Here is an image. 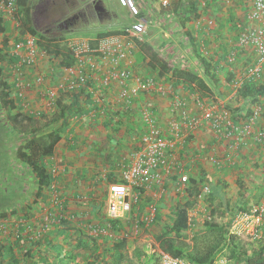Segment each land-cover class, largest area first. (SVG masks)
I'll return each mask as SVG.
<instances>
[{
	"label": "crops",
	"instance_id": "crops-1",
	"mask_svg": "<svg viewBox=\"0 0 264 264\" xmlns=\"http://www.w3.org/2000/svg\"><path fill=\"white\" fill-rule=\"evenodd\" d=\"M28 1L30 20L39 35L59 41L58 38L65 36L71 30L70 19L72 16L69 10V8L73 9L71 0ZM140 1L135 0L139 5ZM183 1L185 5L187 2V5L190 6L197 4L194 10L199 14L196 18H193L192 15L188 16L191 20L188 19L185 22L183 32L189 28L194 30L193 35L204 47H202L204 54L215 59L217 64L216 70L212 71L215 73L217 81L213 82L214 86L207 83L213 94L211 95L212 99L194 96L191 90L195 87H189L188 84L173 86L167 83L166 78H170L169 76L162 77L158 70H151L148 60L143 63L137 59L139 52H136L134 46L133 65L125 67L135 74L156 78L165 86L168 93L143 95L128 110L120 104L118 108L117 98L120 88L116 84L108 89L103 96H100L97 91L83 88L73 93H61L58 101L51 104L44 94V89H56L63 74L61 71L63 56L55 54L53 61L42 62L37 69L25 66L16 68L19 60L12 56L14 44L30 34L22 28L18 21H13L0 10V16L3 17L6 28L5 33L0 34V80L7 83L9 99L12 100V104L2 110L4 115L5 112H8L10 115L21 113L31 116L33 121L28 124L27 129H38L45 134L51 131L55 125L58 126V123H65L64 119L57 122L61 116L59 101L64 106L70 107L67 110L71 111L66 117L69 127L61 131L62 137L56 145L53 157L45 162L54 182L44 189L41 197L35 203L34 194L36 192H33L34 196L24 206V213L28 211L32 213L36 209L35 205L42 204L43 207V204L51 198L50 193L55 189V192L59 190L60 195L67 198L70 215L75 221L72 224L74 226L78 223L81 225V229L77 228L76 232L85 230L91 235V224L107 225V223L102 224V221L107 219L106 203L109 186L122 182L123 168L129 165L127 163L131 161L134 151L139 149L142 135L145 132L141 120V109L144 106L150 107L159 121L167 122L172 116V94H177L187 100L188 110L193 115L198 114L196 100L204 101L208 105L219 104L222 106L221 108L231 112L233 120L239 119L237 124L247 121L255 111L261 109L262 114L257 119L256 130H264V95L255 102L246 103L239 96V92L232 87V83L238 79L242 80L246 76L247 69L258 60L257 53L252 47L238 46L239 32L248 25L247 9L249 5L245 6V0L232 3L221 0H204L207 2L205 6L202 5L203 0ZM208 3H210V7L207 8ZM56 5L59 7L55 8ZM60 8H64V12H56ZM51 12H53V16ZM144 20H147V23L149 21L147 17ZM210 22H213L212 26L209 24ZM165 27L170 55L177 48L184 54L180 45H184L186 50L192 53L190 43L185 41L187 36L183 35V43L179 42V45L174 35L176 32L172 31L173 26L166 24ZM111 36L124 37L127 40L125 35ZM103 38L71 36L69 39L67 38L68 49L70 50L69 42L71 40H87L91 45H95L98 40ZM231 56L234 58L232 63L229 61ZM189 60L191 64H193L192 60L197 62L194 56ZM197 70L202 75L200 67ZM51 71H54V74ZM40 72L47 74L44 86L34 84V80ZM255 81L264 85V73ZM127 111L128 113H126ZM45 124L48 125L43 128ZM115 128H117L116 132ZM139 129L140 134H138ZM234 143L235 140H228L222 133L211 128H202L190 136L184 146L175 153L170 173L174 176L179 170V177L186 176L188 178V182L182 185L180 193L182 197L196 198V196L189 197L188 194V190H193L195 187L201 191L198 197H202L203 189L209 187L212 192H215L213 197L224 206L240 204L248 208L264 204V142H259L253 135L246 138L237 150L230 149ZM213 156L218 159L219 164H214L211 161ZM112 179L118 182H111ZM172 180L173 178H168L170 185L175 186L177 182L173 180L174 184ZM192 180L195 181L194 185ZM163 195L162 190L146 186L136 188L134 193V196H138L136 203L148 202V199L156 200ZM131 199L135 200L133 197ZM100 203H103V207L101 212H98V207L102 205ZM190 213L189 231L193 230V226H196L195 222H197V228L200 227L203 219L210 216V209L200 201L199 208L193 209ZM132 219L139 221V214H129L122 218L120 230H114L118 234L116 241L121 242L122 246L125 242L130 243L129 241L137 235L133 232L135 221H130ZM70 220L72 221V218ZM136 226L138 225L136 224ZM262 233L264 240V228ZM72 234L74 235V233ZM74 237L77 239L78 236L74 235ZM60 239V244H63L64 238ZM109 240L114 241L111 238ZM113 243L109 242L110 246L108 247H113ZM149 245H147V251ZM158 248L160 247L158 246ZM145 253L147 252L145 251Z\"/></svg>",
	"mask_w": 264,
	"mask_h": 264
},
{
	"label": "built area",
	"instance_id": "built-area-1",
	"mask_svg": "<svg viewBox=\"0 0 264 264\" xmlns=\"http://www.w3.org/2000/svg\"><path fill=\"white\" fill-rule=\"evenodd\" d=\"M133 2L134 0H127ZM161 8H170L172 0H157ZM232 3L238 0H221ZM206 5V1H202ZM247 21L248 25L238 35V46L252 47L258 56L257 62L249 67L246 76L242 80H235L232 87L238 91L245 80H255L264 73V0H248ZM0 10L13 21H17L18 8L16 0H0ZM145 20H140L136 31L143 32L146 25ZM211 26L213 22L209 23ZM124 37L111 36L100 39L95 45L89 41L69 42L70 52L74 61L71 67H62V77L56 89L45 88V96L51 104L58 101L61 93H73L83 88L97 91L100 96L106 94L115 84L119 86L117 105L130 109L135 101L143 95L167 94L165 86L156 78L135 74L125 66L133 65L134 41L127 35ZM12 56L19 60L18 66L37 69L42 62L53 61L54 56L47 54L39 46V41L33 35H27L14 44ZM230 63L234 61L231 56ZM53 70V69H52ZM54 74V71H51ZM47 74L38 73L34 84L44 86ZM29 86H31L29 84ZM171 114L166 122H161L149 107H142L141 120L145 132L141 138L140 149L132 155L129 165L124 166L122 182L113 183L109 186L107 195V220L119 221L131 214L133 205L138 201L134 196L135 189L146 186L162 189L165 178L170 175L175 153L183 147L187 140L196 131L202 128H211L222 133L226 139L235 140L230 149L237 150L246 138L256 136L259 142H264V130H256L257 119L260 118L262 110L255 111L245 122L237 124L230 111L221 108L219 104L208 105L206 102L196 100L198 114L193 115L188 110V101L177 94H172ZM154 114V115H153ZM214 164L220 162L212 157ZM182 185L188 182V178H181ZM210 192L207 187L203 189ZM135 198V200L131 199ZM64 218V216H60ZM145 220L152 221V215ZM207 221L211 220L208 216ZM57 222V216H49L47 226ZM135 233L138 234V226ZM264 228V204L251 206L239 210L232 219L230 231L239 237L245 236L250 242L262 239ZM117 232L111 224H91V235L105 236L107 238H118ZM150 254H154L160 264H193L182 258H175L158 247L148 246ZM214 264H230L226 255H222Z\"/></svg>",
	"mask_w": 264,
	"mask_h": 264
},
{
	"label": "trees",
	"instance_id": "trees-1",
	"mask_svg": "<svg viewBox=\"0 0 264 264\" xmlns=\"http://www.w3.org/2000/svg\"><path fill=\"white\" fill-rule=\"evenodd\" d=\"M245 1L246 6L248 0ZM16 4L18 8L17 21L28 34L37 38L40 48L54 57L55 54L56 56H63L64 59L61 62L63 66H73L74 61L69 49L67 52L60 50V46L57 44L58 41L45 38L35 31L30 20L29 1L16 0ZM187 4L185 5L183 0H177L174 7L175 10H173V25H175V27L179 26L180 29H183L185 22L189 19V15H192L193 18L199 16L194 10L197 4H192L191 6ZM208 7H210V3H208L207 8ZM166 16L168 17V13ZM244 28L240 30L239 34ZM5 31L4 19L0 16V34L5 33ZM193 32L194 30L191 28L186 29L184 36H187L186 41L190 43L191 50L194 52L193 56L197 59L202 75L205 77L200 75L199 71L195 70L190 63L185 64L182 61H178V57L183 56V53L178 48L173 54L171 53L170 55L168 53L170 57L167 58L155 50H152L148 44H141V52L138 54V60L142 62L148 60V65L151 70H158L159 75L162 77L169 76L170 78H166V82L170 85L178 86L188 84L189 87H195L191 92L195 90L206 96L212 95V91L207 83L208 81H217L215 73H212V71L216 70L217 64L215 63V59L209 58L204 54V51L202 50L203 46L198 43V39L193 35ZM111 35L127 36L129 34H124L119 31L106 32L99 34L98 39ZM238 92L239 96L244 99L246 103L255 102L258 98L264 95V85L263 83H257L255 80H245ZM11 104L12 100L9 99V88L7 87V83L0 80V149H2V154L0 152V160L1 163L5 165L11 162L12 167L15 168L17 174H20L21 178L24 179L20 180L21 183L20 186H18L19 189H14L17 193H21L19 196L23 201L21 205L27 202L28 197L34 196L33 192H36L34 196L36 198L34 201L35 203L36 200L41 197L44 189L54 182V178L52 174L48 172L45 162L47 159L53 157L56 145L62 137L61 131H64L69 127L66 117L71 111L67 110L70 109V107L64 106L62 102L59 101L58 104L61 106V116L57 119V122H61L64 119L65 123L61 122L62 125L58 123V126L55 125L56 129H54V126L53 129L51 128V131L43 134L42 131L38 129H27L28 124L33 121V117L31 116L23 115L21 113L18 115H10L8 112H5L4 115L2 110H4V107L10 106ZM126 113H128V111ZM234 120L235 122L239 121V119ZM116 130L117 128L114 129L115 132ZM138 134H140V129ZM16 138H18L17 140L20 142L19 147L13 145ZM138 150H135L134 152ZM13 152H15L14 157L12 155ZM173 179L175 180L176 177L174 176ZM112 181L118 182L114 179H112L111 182ZM23 182L26 185L27 192H25ZM192 184H195L194 180H192ZM9 191L10 190H8L6 194L7 197L3 203L9 205V207L11 206V208H15L20 199L14 198L13 200L10 197ZM22 193L24 196H22ZM188 194L190 195L189 197L198 196L200 190L195 187L193 190L189 189ZM1 202L0 194V203ZM28 207L30 208L29 205ZM188 207L189 204H177L175 219L171 225H164V229L162 230L163 233L158 237L161 250L169 253L175 258H182L193 264H214L222 255H226L229 261L233 264H264V245L251 251V248L242 238L231 233L230 228L232 221L229 225H221L214 220L205 221L204 235L209 237L207 240L208 245L204 251L198 254L189 251L187 249L188 245L186 244V233L190 228ZM239 209L243 210L246 208L239 207ZM5 211L1 212L0 218L8 216V212ZM60 211H62V209ZM13 213L15 214V211L11 212V214ZM234 216L235 214L233 217ZM23 217L29 218L28 213L25 212ZM160 221L161 218L160 215H158L157 223ZM106 223L111 224L114 230H120L122 222H120V220L113 221L103 219L102 224ZM47 225L48 224L46 223V226ZM78 225L79 227H77ZM78 225L74 226L70 218L66 220L60 218L58 215L57 222L51 226V229L53 230L47 233L45 240H36L35 235L31 233L24 237H20L14 243H4L0 239V264H4V261L9 258L17 261L18 249L24 251L23 257L28 258V264H69L72 262L76 264H107L109 258L112 262L114 261L115 264L121 263L123 260V254L120 252V249L122 248L121 242L112 238L111 240L114 241H110V238L105 236H93L88 234L85 230H79L76 232L77 228L81 229V225L79 223ZM72 233L78 236L77 239H75L76 237H74ZM60 238H64L65 242H68L66 246L65 242L60 244ZM44 241L46 242L45 244ZM70 242L76 244L72 245ZM109 242H114V246L108 247L110 246ZM26 244H30V246H27ZM69 244H71V246L68 248ZM42 245H45L47 253L38 249ZM142 255L146 256L148 261H152L155 259L154 256H156L147 253ZM95 256H97L98 259L95 258L90 262Z\"/></svg>",
	"mask_w": 264,
	"mask_h": 264
},
{
	"label": "rangeland",
	"instance_id": "rangeland-1",
	"mask_svg": "<svg viewBox=\"0 0 264 264\" xmlns=\"http://www.w3.org/2000/svg\"><path fill=\"white\" fill-rule=\"evenodd\" d=\"M57 3L59 2L57 1ZM71 3L73 6V9L69 8L70 14L72 16L70 19L72 24L70 25L71 30L67 32L65 36L57 39L59 40L57 44H59L60 50H63L64 52H67L68 50L67 40L71 36H85L86 38H96L101 33L119 31L124 34L128 33L129 38H133L136 52H141V44H148V46H150L152 50H155L156 52L169 58L170 51L168 48L170 46L167 43V37L165 36L167 31L165 27L166 24L168 26L170 24L173 26L172 31L176 32V34H174L176 37V42L183 43L182 39L184 40L183 35L185 34V31L183 32V30L180 29L179 26L175 27V25L172 24L173 10H175L174 7L177 3V0H172L170 8L167 9L161 8L157 0H141L140 5L135 1L128 2L127 0H71ZM58 7V5L55 6V8ZM56 12H64V8H60L59 10H56ZM167 13L168 17L166 16ZM51 15L53 16V12H51ZM145 17H147L149 21L148 23L145 22L147 24L144 26V31L142 33H138L136 31V29H138L137 24ZM180 47L183 49L184 54L182 57H178V61H182L185 64H191V61L189 59H192L194 52L189 53L184 46L180 45ZM192 63L193 64L191 65L195 70L199 69V65L195 60H192ZM203 77L205 76L203 75ZM208 83L214 86V83L212 81H208ZM192 94L197 97L204 98L203 96H205V98L207 99H212L211 95L206 96L200 94L195 90L192 91ZM47 125L48 124H45L43 128L47 127ZM18 138H16L13 143V145H17V147H19L20 145V142H18L17 140ZM0 152L2 154V149H0ZM12 155L14 157L15 152H13ZM179 175V170H177L176 174L174 175L176 179H173L175 182H177L175 186L170 185V183L168 182V178L170 177L172 179L174 176L170 174L165 178L164 187L160 189L164 193L162 197L157 198L156 200L148 199V202H139L133 205L131 214L138 213L139 221H135L134 219L130 221H135L133 224V232L135 233V230H137V227H135L137 224L139 233L135 238L129 241L130 243L125 242L123 244L122 248L120 249V252H122L123 254V260L120 264H160V261L156 256H154L155 259H153L152 261H148V258L144 257V255L142 254H146L145 251L147 252V254H150L147 251L148 244L154 247L159 246L160 241L158 237L161 233H163L162 230L164 229V225H171L173 220L175 219L176 207L178 203L189 204L188 212L190 213L193 209L197 210L199 208L200 201H202L207 205V208L210 209L209 215L211 217V220H214L221 225H229V223L232 221L233 215L237 211L241 210L238 208L239 206H241L240 204H237V206L235 204H229L226 206H224L222 203L219 204L218 199L213 197L215 192H212V189L210 192L203 190V193L201 194L202 197L196 196V198L187 200V198L182 197V195L180 194L182 191L177 190L179 189V187H181V185L179 184H181L180 180L182 177H179ZM178 177L179 180H177ZM21 179L23 178H21L20 174H17V171L14 167H12L11 162L5 165L1 163L0 160V194L2 200V202L0 203V214L5 210V212H8L7 217L0 218V239L4 243H14L20 237H24L25 235H28L30 233L35 235L36 240H45V236L47 235V233L52 230L51 226L53 224L46 227V223L50 215L64 216L66 220L72 218L71 222H75L73 220V217H71L70 215V208L67 204V198H65L62 194L60 195V193L58 192L59 190L55 192V189H53V191L50 193L51 198H49L48 200L50 202L46 201L43 204V207L41 206L42 204L35 205L34 207L36 209L32 211V213L29 211L27 212L29 218L23 217V211L25 210L24 206L26 205V203L21 205L23 203V201L19 197L21 193H17L14 190L19 189L18 186H20ZM24 189L25 192H27L25 183ZM8 190H10V197L13 200L14 198L20 199H18L19 201L17 202V207L15 208H11V206L9 207V205L3 203L7 197L6 194ZM22 196H24L23 193ZM30 198H32V196L28 197L27 201ZM100 204L102 205L98 207V212H101L103 207V203ZM242 207L246 208V206H241V208ZM61 209L62 211H60ZM12 211H15V214H11ZM150 215H152L153 220H145L146 216ZM158 215H160L161 218V221L159 223H157ZM205 221L207 220L203 219V221L200 223V227L198 228L197 222H195L196 226H193V230L189 231V228V230L187 231L186 244L188 245L187 249L189 251H192L194 253L196 252L198 254L204 251V249L208 245L207 240L209 237L207 235H204ZM240 238H242L248 244V246L251 248V251L255 248L260 247L261 245H264L263 237L261 240H258L256 242H250L245 236H242ZM45 243L46 242L44 241V244ZM67 243L68 242H65V246ZM70 243L72 245L74 244L73 242ZM71 244H69L68 248L71 246ZM26 245L30 246V244ZM38 249L47 253L45 245H42ZM17 253V261L9 258L8 260L6 259L4 261V264H28V258L23 257L24 251L18 249ZM141 255L143 256V259H141ZM95 258H97V256L93 257L90 262H92ZM108 260L109 261L107 264H115V262H112L110 258ZM69 264L76 263L72 262ZM230 264L233 263L230 262Z\"/></svg>",
	"mask_w": 264,
	"mask_h": 264
}]
</instances>
